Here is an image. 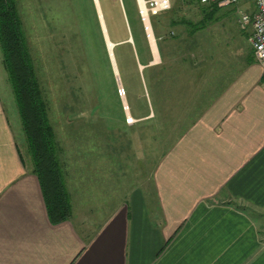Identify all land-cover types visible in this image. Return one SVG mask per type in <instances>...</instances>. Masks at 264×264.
I'll return each mask as SVG.
<instances>
[{
    "label": "crops",
    "instance_id": "obj_1",
    "mask_svg": "<svg viewBox=\"0 0 264 264\" xmlns=\"http://www.w3.org/2000/svg\"><path fill=\"white\" fill-rule=\"evenodd\" d=\"M192 1L172 0L158 35L154 29L156 54L147 40L138 49L121 0L128 32L113 43L131 44L145 84L178 99L182 108L168 106L162 122L189 125L137 185L105 199V209L75 214L63 169L72 216L51 222L0 99V264H264V68L253 49L231 54L241 58L237 69L234 58L226 68L203 66L201 53V62L188 63L177 39L196 30L177 37L174 28L193 27L182 14ZM198 7L195 22L212 16L213 6Z\"/></svg>",
    "mask_w": 264,
    "mask_h": 264
},
{
    "label": "rangeland",
    "instance_id": "obj_2",
    "mask_svg": "<svg viewBox=\"0 0 264 264\" xmlns=\"http://www.w3.org/2000/svg\"><path fill=\"white\" fill-rule=\"evenodd\" d=\"M16 2L49 105L58 158L71 187L67 185L73 197L75 214L88 205L93 209H105L110 205L105 199L114 194L119 198L130 182L137 185L141 176L154 169L163 153L177 139L187 135L181 133L189 124L162 122L167 117L162 112L168 111V106L173 109L171 104L179 109L182 106H178L176 97L167 98L145 84L147 72L140 70L131 44L119 47L113 43L125 38L128 32L121 0H99L104 21L108 20V24L105 22L109 40L115 48L118 77L113 71L107 46L105 44V50L102 45L103 33L93 0ZM124 2L128 26L136 45L140 51L146 50L136 3L134 0ZM195 3L190 2L189 8L182 11L186 21L191 18L193 27L174 28L177 37H180L179 29L186 28L191 33L192 29L196 30V35L187 41L183 37L177 39L183 43L180 51L189 55L188 63L192 65L203 60L201 53L206 61L203 66L211 63L213 67L208 68H226L233 66L231 58H234V68L237 69L241 58L238 54H231L252 53L251 29L241 31L237 13L252 15L256 9L255 0H241L237 5L219 9L202 22H195L194 18L200 15L198 6L202 7L198 1ZM178 7H175L174 15L180 14ZM165 15L162 13L152 18L157 35L158 28L165 23ZM170 32L168 30L167 34ZM192 49L193 53L190 52ZM192 54L196 57L191 60ZM207 55L211 56L210 59ZM122 89L125 96H122ZM0 99L29 165L32 159L12 85L4 68L1 47ZM128 114L134 122L130 123ZM178 117L180 119V111ZM88 192L92 194L87 196ZM90 221L93 222L92 214Z\"/></svg>",
    "mask_w": 264,
    "mask_h": 264
},
{
    "label": "trees",
    "instance_id": "obj_3",
    "mask_svg": "<svg viewBox=\"0 0 264 264\" xmlns=\"http://www.w3.org/2000/svg\"><path fill=\"white\" fill-rule=\"evenodd\" d=\"M124 6L127 14L125 2ZM218 9L214 7L212 16ZM106 22L108 24V20ZM102 45L105 49L103 37ZM0 47L49 218L53 224L63 223L72 216L71 202L58 158L56 133L49 116V105L16 0H0ZM117 61L119 62L118 59Z\"/></svg>",
    "mask_w": 264,
    "mask_h": 264
},
{
    "label": "built area",
    "instance_id": "obj_4",
    "mask_svg": "<svg viewBox=\"0 0 264 264\" xmlns=\"http://www.w3.org/2000/svg\"><path fill=\"white\" fill-rule=\"evenodd\" d=\"M143 31L152 52L157 41L152 24V18L168 12L172 8V0H135ZM201 5L213 6L219 9L237 5L241 0H198ZM256 9L252 15L238 12L237 23L242 30L250 27V41L256 62L264 68V0H255ZM125 96V92L122 89Z\"/></svg>",
    "mask_w": 264,
    "mask_h": 264
},
{
    "label": "water",
    "instance_id": "obj_5",
    "mask_svg": "<svg viewBox=\"0 0 264 264\" xmlns=\"http://www.w3.org/2000/svg\"><path fill=\"white\" fill-rule=\"evenodd\" d=\"M93 1H94L96 10H97L98 19L100 21L101 30H102V33H103L105 44L107 46V50H108V54H109V57H110V61L112 63L113 71L115 73V76L118 77L119 76V71H118L115 55L113 53V50H111L110 46H109V35H108V31L106 29V24H105V21H104L102 10L100 8V3H97V2H99V0H93ZM117 81H118V79H117Z\"/></svg>",
    "mask_w": 264,
    "mask_h": 264
},
{
    "label": "bare ground",
    "instance_id": "obj_6",
    "mask_svg": "<svg viewBox=\"0 0 264 264\" xmlns=\"http://www.w3.org/2000/svg\"><path fill=\"white\" fill-rule=\"evenodd\" d=\"M97 3H99V2H97ZM99 5V4H98ZM107 29V28H106ZM109 46H110V49L111 50H113L114 49V44L109 40ZM154 51H155V53L157 54V52H156V49H154ZM114 53V52H113ZM127 106V105H126ZM128 118L130 119V123H132V122H134V120L133 119H131L132 117H130V115L128 114Z\"/></svg>",
    "mask_w": 264,
    "mask_h": 264
}]
</instances>
